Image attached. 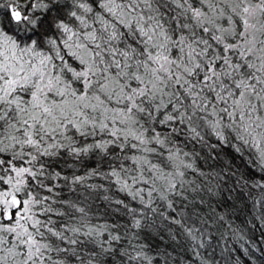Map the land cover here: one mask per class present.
<instances>
[{
    "label": "snow or ice",
    "instance_id": "1",
    "mask_svg": "<svg viewBox=\"0 0 264 264\" xmlns=\"http://www.w3.org/2000/svg\"><path fill=\"white\" fill-rule=\"evenodd\" d=\"M225 148L264 173V0H0V264H169L165 230L211 264L188 177Z\"/></svg>",
    "mask_w": 264,
    "mask_h": 264
},
{
    "label": "trees",
    "instance_id": "2",
    "mask_svg": "<svg viewBox=\"0 0 264 264\" xmlns=\"http://www.w3.org/2000/svg\"><path fill=\"white\" fill-rule=\"evenodd\" d=\"M197 151L200 149L197 148ZM217 151L219 156H209L207 150L201 151L197 166L206 175L189 173L188 177L195 178L201 188L196 192L187 193L188 201L193 203L188 205L186 211L192 215L195 226L205 233V240L211 241L210 246L200 249V252L211 264H233L237 257L241 264H264V221L258 218L264 210L255 204L262 190L240 187L237 184L240 173H246V178L250 181L260 180L264 173L247 164L246 158H234L230 154L231 149ZM91 182L108 186L107 181L98 178ZM104 195L126 199L122 193L116 192L114 187L107 193L103 190L94 193L91 210L97 214L99 222L107 220L110 223H127L126 216L113 212L115 206L105 201ZM185 203L188 202H178L176 206L179 209L184 207ZM197 236L199 238L200 234L197 233ZM147 243L152 246L154 252L158 249L161 253H167L169 264H200L191 250L192 241L182 233L176 241H172L166 230L161 231L154 236L149 235ZM241 245L248 249L247 255ZM159 264H164L163 257L159 258Z\"/></svg>",
    "mask_w": 264,
    "mask_h": 264
}]
</instances>
